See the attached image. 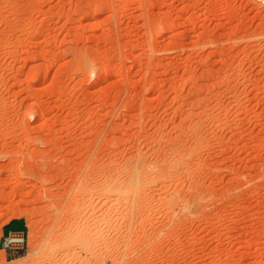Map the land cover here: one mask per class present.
I'll return each mask as SVG.
<instances>
[{"label":"rangeland","instance_id":"1","mask_svg":"<svg viewBox=\"0 0 264 264\" xmlns=\"http://www.w3.org/2000/svg\"><path fill=\"white\" fill-rule=\"evenodd\" d=\"M16 216L0 264H264V4L0 0Z\"/></svg>","mask_w":264,"mask_h":264},{"label":"built area","instance_id":"2","mask_svg":"<svg viewBox=\"0 0 264 264\" xmlns=\"http://www.w3.org/2000/svg\"><path fill=\"white\" fill-rule=\"evenodd\" d=\"M260 4H264V0H256ZM27 231V230H26ZM26 231H11L2 237L1 247L8 251V254L22 250L27 244Z\"/></svg>","mask_w":264,"mask_h":264},{"label":"crops","instance_id":"3","mask_svg":"<svg viewBox=\"0 0 264 264\" xmlns=\"http://www.w3.org/2000/svg\"><path fill=\"white\" fill-rule=\"evenodd\" d=\"M27 230V223L25 218L16 216L11 219H8L3 222L1 226V235H0V243L2 241V237L8 234L11 231H26ZM0 248L1 245H0ZM3 249V248H2ZM6 253L8 251L4 250Z\"/></svg>","mask_w":264,"mask_h":264},{"label":"bare ground","instance_id":"4","mask_svg":"<svg viewBox=\"0 0 264 264\" xmlns=\"http://www.w3.org/2000/svg\"><path fill=\"white\" fill-rule=\"evenodd\" d=\"M158 37H159V36H158ZM131 174H132V173H131ZM10 177H11V176H10ZM132 177H133V176H132ZM131 179H132V178H131ZM127 182H128V181H127ZM118 184H119V182H118ZM110 185H111V184H110ZM121 185H122V184H121ZM112 186H113V185H112ZM124 187H126V186H124ZM124 187H123V185H122L121 188L124 190V189H125ZM118 188L121 190L120 187H118ZM130 188H131V187H130ZM130 188H129V189H130ZM127 189H128V188H127ZM121 191H122V190H121ZM125 191H126V190H125ZM125 191H124V192H125ZM127 191H128V190H127ZM127 191H126V192H127ZM126 194H127V193H126ZM29 218H30V217H29ZM30 220H31V219H30ZM29 227H30V226H29ZM89 227H90V226H89ZM87 229H88V230L85 231V232L82 233V234L89 236V235L91 234V233H90L91 230H90L89 228H87ZM91 235H92V234H91ZM103 242H104V241H103ZM98 244L100 245V243H98ZM99 245H98V247H100ZM104 245H105V244H104ZM87 246L90 248L92 245H91L90 243H88ZM101 248H102V247H101ZM84 262H86V261H84Z\"/></svg>","mask_w":264,"mask_h":264}]
</instances>
